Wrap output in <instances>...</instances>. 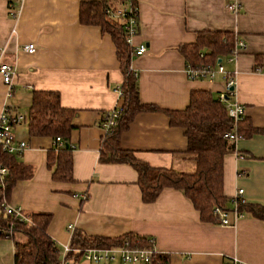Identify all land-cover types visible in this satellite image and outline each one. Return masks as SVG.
Segmentation results:
<instances>
[{"label": "crops", "instance_id": "crops-1", "mask_svg": "<svg viewBox=\"0 0 264 264\" xmlns=\"http://www.w3.org/2000/svg\"><path fill=\"white\" fill-rule=\"evenodd\" d=\"M238 2L240 9L231 13L225 0H136L137 32L131 43H143L146 50L139 56L130 52L128 68L139 102L157 110L136 113L119 146L150 167L194 170L183 129L170 125L166 112L183 110L194 90L215 97L224 81L219 74L211 80L187 79L180 47L193 43L197 32H229L245 44L231 62L225 61L226 53L220 55L234 80L229 100L242 105L244 118L237 125L240 138L222 157V192L229 208L237 188L246 204L264 208V0ZM12 7L18 8L14 16ZM77 11L78 0H0V62L14 69L9 86L0 76V113L6 108L23 116L12 132L26 147L11 155L30 168L27 178L14 182L7 203L24 215H51L46 233L58 248V264L72 231L68 226L94 237H144L154 252L166 255L167 264H227L230 259L264 264V223L249 211L232 226L202 221L182 192L170 187L143 202L129 164L98 162L104 135L100 117L121 104L113 89L123 76L109 34L80 24ZM25 43L35 50L23 51ZM32 91L56 92L60 107L71 111L66 143L72 181L52 178L62 147L55 148L49 135L27 131ZM12 257V239L0 235V264H12ZM76 264L126 263L80 258Z\"/></svg>", "mask_w": 264, "mask_h": 264}, {"label": "trees", "instance_id": "trees-1", "mask_svg": "<svg viewBox=\"0 0 264 264\" xmlns=\"http://www.w3.org/2000/svg\"><path fill=\"white\" fill-rule=\"evenodd\" d=\"M122 2L124 0H78V22L97 25L101 32L109 34L123 76L120 84V113L115 125L104 132L98 162L129 164L137 174L136 184L143 202H152L162 188L170 187L182 192L202 221L218 224V216L213 213V208L230 209L226 206L227 199L222 192V157L233 150V143L223 136L232 130L231 120L218 100V95L212 97L203 90H194L189 93L188 104L183 110L166 112L170 125L183 129L186 153L190 154L195 164L191 173L150 167L137 160L131 151L119 146L121 132L127 128L136 113L157 110L152 105L139 102L135 77L128 68L130 48L124 41L122 19L111 18L105 12L107 8H113ZM133 4L136 5V1ZM232 42V35L226 31L197 32L194 42L183 45L180 51L185 65H198L202 62L213 65L220 55H229ZM202 48H206L203 59L198 56ZM70 119L71 111L60 107L56 92H31L27 112L28 133L32 136H58L63 141L52 172L54 180L72 181L71 157L66 143L67 133L72 127ZM236 132L241 133L239 126ZM0 164L6 168V175L0 181V235H6L13 241L12 264H58V248L46 233L51 218L49 213L31 212L24 215L25 219L18 220L2 209V203L7 202L14 182L27 178L30 168L4 152H0ZM237 208L242 213L249 211L264 223V208L260 205L241 203ZM124 240L132 246L152 249L151 241L144 237L130 234L117 238L94 237L72 229L67 244L70 250L65 253L64 259L77 262L84 248L109 247ZM150 264H167V257L152 252Z\"/></svg>", "mask_w": 264, "mask_h": 264}, {"label": "built area", "instance_id": "built-area-1", "mask_svg": "<svg viewBox=\"0 0 264 264\" xmlns=\"http://www.w3.org/2000/svg\"><path fill=\"white\" fill-rule=\"evenodd\" d=\"M134 1L136 0H124V2L113 8H107L105 12L111 18L122 19L124 41L130 48V52L135 56H139L145 52L146 47L143 43L137 45L131 43L132 37L137 32V12L136 5L133 4ZM225 8L231 13H237L240 9V4L238 0H225ZM17 9L18 8L15 9L12 7L11 11L13 16ZM21 49L27 53H32L35 50V47L32 43H25L21 45ZM244 49L245 44L242 41L234 39L233 47L225 61L231 62L238 53ZM205 54L206 51L200 50L198 56L203 59ZM13 71V66L8 63L0 62V76L5 85L9 86ZM184 72L186 78L190 80H211L217 74L222 76L224 86L223 90L218 93L217 98L222 103L232 125V130L224 133L223 136L234 143L240 138V135L236 132V128L238 123L244 118V109L239 103L229 100L232 93L231 87H233L234 83L231 72L225 70L220 58H216L213 65H210L207 62H202L198 65L187 64L185 65ZM113 91L116 93L117 97L121 99L122 91L120 85L116 86ZM120 106L121 104H116L111 109L102 113L99 126L104 132L115 125V120L120 113ZM22 120L23 116L21 114H10L6 108L2 109L0 113V152L19 155L24 150L26 144L23 141H16L12 132L14 125L19 124ZM53 142L55 148L63 147V141L58 136L53 138ZM5 175L6 168L0 164V181ZM229 201L232 205L229 210H222L218 207H214L212 210L214 214H217L218 224L220 225L232 226L242 216V212L237 208L239 204L245 203L244 198L242 197V189L237 188ZM2 209L5 213L15 216L18 220L25 219L24 214H22L20 209L9 205L7 202L2 203ZM68 229L72 230L69 226ZM69 250L68 245L63 247V255L60 264H76V262L69 260L66 261L64 259L65 253ZM152 252L154 251L151 248L132 246L130 242L124 240L122 243L109 247L84 248L81 252V258L92 263L116 261L126 264H150V256ZM229 264L244 263H241L236 259H230Z\"/></svg>", "mask_w": 264, "mask_h": 264}, {"label": "water", "instance_id": "water-1", "mask_svg": "<svg viewBox=\"0 0 264 264\" xmlns=\"http://www.w3.org/2000/svg\"><path fill=\"white\" fill-rule=\"evenodd\" d=\"M231 89H232V87H231Z\"/></svg>", "mask_w": 264, "mask_h": 264}]
</instances>
